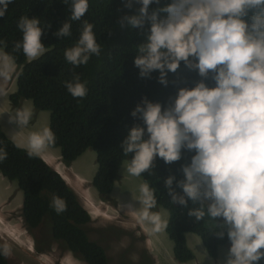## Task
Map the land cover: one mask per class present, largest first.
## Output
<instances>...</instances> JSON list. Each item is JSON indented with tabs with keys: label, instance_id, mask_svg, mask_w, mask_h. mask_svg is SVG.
<instances>
[{
	"label": "clouds",
	"instance_id": "clouds-1",
	"mask_svg": "<svg viewBox=\"0 0 264 264\" xmlns=\"http://www.w3.org/2000/svg\"><path fill=\"white\" fill-rule=\"evenodd\" d=\"M13 2L0 0V18ZM70 3V20H81L89 9V0H70ZM121 3L125 9L134 11L121 16L120 27L141 30L144 35V42L133 49V64L139 70V77L151 79L158 73L157 82L165 88L172 83L176 91L165 104L146 96L141 98L130 113L139 123L128 130L120 143L123 155L128 158L114 180L109 200L100 198L92 185L93 179L92 189L103 204L114 202V205L113 193H138L142 215L150 222L151 230L164 229L167 234L170 214L156 206V189L141 175L151 173L157 159L171 165L190 154L180 166L181 178L171 174L163 180L164 186L170 203L187 208V215L196 222H210V235L220 242L217 256L209 255L200 235L186 233L188 249L194 258L186 263L178 262L199 264L196 257L203 251L204 262L261 264L264 261V0H121ZM17 28L22 41L16 47L22 49L27 62L40 58L47 51L41 42L40 21L21 16ZM93 28V24L84 21L75 44L64 50L68 64L79 67L87 65L92 56H100L102 48ZM55 35L71 36V23H64ZM0 51V79H8L10 68L15 72L21 67L3 49ZM181 65L198 77L190 86L188 81L170 82L168 78ZM64 86L74 99L88 94L87 81H82L79 75L65 81ZM14 87L7 94L11 107L16 109L10 120L23 128L34 113L27 107H19L32 100L25 99L13 106L10 96L17 91V80ZM3 95L0 89V96ZM53 142L54 133L48 125L27 137V148L15 143L25 148L29 157L39 155L70 186L68 173L89 149L66 164L60 149L47 145ZM45 146L44 157L39 153ZM6 157V151L0 147V162ZM59 166L65 174L59 172ZM97 170L96 154V173ZM124 179L142 180L140 194L121 190ZM77 196L93 222L99 216L94 211L96 205L89 206L82 194ZM189 202L193 207H189ZM51 207L57 214L66 210L65 202L58 196L52 198ZM155 207L166 210V217L161 212L167 220H162L158 213L150 214L149 210ZM20 212L23 218L22 208ZM23 221V228L27 227ZM18 222L21 223L19 218ZM222 247L225 249L220 255ZM172 253L175 258L174 243ZM9 254V247L0 245V256Z\"/></svg>",
	"mask_w": 264,
	"mask_h": 264
},
{
	"label": "trees",
	"instance_id": "trees-1",
	"mask_svg": "<svg viewBox=\"0 0 264 264\" xmlns=\"http://www.w3.org/2000/svg\"><path fill=\"white\" fill-rule=\"evenodd\" d=\"M70 8V0L67 4L64 0H14L6 15L0 18V40L3 41L0 48L21 67L17 91L10 96V102L16 107L29 99L36 111L50 112L49 128L54 133V142L47 145L60 149L64 163L70 164L87 149H93L98 170L92 185L101 199L109 200L114 180L128 158L123 155L120 143L128 130L139 123L131 117V111L145 96L165 104L175 94L176 87L172 83L167 88L160 85L158 73L151 79L139 77V70L133 64V49L144 42V35L141 30L120 27L121 16L134 11L125 9L121 0H89V9L79 21L70 20ZM21 16L40 21L41 42L47 49L40 58L30 62L22 49L16 47L22 41V33L17 28ZM84 21L93 24L102 51L100 56H92L87 65L73 67L65 61L64 50L75 44ZM64 23H71V36L55 35ZM74 75L87 81L88 94L82 99H74L64 86ZM168 78L170 82L188 81V86L198 79L183 65ZM0 147L7 153L6 159L0 162V172L9 181H15L23 194L22 215L27 227L34 230L48 221L51 236L65 250L86 264H110L105 248L91 240L85 229L92 222L91 217L73 188L39 155L29 157L26 149L9 138L1 125ZM189 158L190 154L186 153L181 161L171 165L157 159L151 173L141 175L156 189V206L170 214L166 231L174 243L175 258L181 263L194 258L188 249L186 233L200 235L209 255L217 256L220 242L218 239L215 242V236L210 235V222H196L187 215V208L170 203L163 180L171 174L181 178L180 166ZM54 196L65 202L66 210L60 214L51 207ZM189 207H193L191 202ZM0 245H3L1 240ZM0 264H9L7 257L0 256Z\"/></svg>",
	"mask_w": 264,
	"mask_h": 264
},
{
	"label": "rangeland",
	"instance_id": "rangeland-1",
	"mask_svg": "<svg viewBox=\"0 0 264 264\" xmlns=\"http://www.w3.org/2000/svg\"><path fill=\"white\" fill-rule=\"evenodd\" d=\"M27 61L29 60L27 59ZM13 70V67L10 68L8 79H0V89L4 91V95L0 96V124L11 139L18 145L27 148V137L34 131H40L44 127H48L50 113L34 110L32 102L26 100L19 108L27 107L31 113H34L31 114L29 124L20 128L10 120V117L15 116L16 109L13 110L11 107L7 94L14 90L15 81L20 72V69L15 72ZM46 147L42 148L40 155L44 156L42 152ZM67 169L65 168L66 171H68ZM121 171H123V166ZM75 173L81 176H77ZM95 173L96 153L89 149L74 164L71 173H68L71 179L69 178L67 181L79 196L84 195L83 199L87 204L92 202L88 192L91 193V196L92 194L95 195L96 202H92V206L96 205L94 211L99 216L91 224L86 225L85 229L91 240L98 242L105 248L110 264H181L173 256V243L169 240L164 229L153 232L150 222L142 216V211L140 209L138 211L135 207L134 202L136 199V202L139 203L138 197L140 196L138 193L134 196L135 200L133 197L134 192L128 195L113 193L112 198L116 199L115 205L114 202L103 204L91 187V181ZM123 183L120 186L121 190L124 188L125 192H139V185L143 182L142 180L131 182L124 179ZM22 202L23 194L18 190L17 183L15 181L10 182L0 173V237L3 239H1L2 243L10 249V254L7 256L9 264H86L55 242L49 232L50 225L48 221H44L34 230H29L24 226L25 231L22 226L23 218L20 215ZM132 211L135 212L132 213ZM161 211L164 212L166 217L167 213L163 208L155 207L149 210L150 214L158 213L162 220H167L164 219ZM18 218L21 223L18 222ZM24 243L28 246H25ZM37 249L43 253H39ZM224 249L225 247L219 249L220 255ZM202 252L198 253L196 257L199 264L205 261ZM223 257L225 258L226 254ZM204 264L212 263L204 262Z\"/></svg>",
	"mask_w": 264,
	"mask_h": 264
},
{
	"label": "bare ground",
	"instance_id": "bare-ground-1",
	"mask_svg": "<svg viewBox=\"0 0 264 264\" xmlns=\"http://www.w3.org/2000/svg\"><path fill=\"white\" fill-rule=\"evenodd\" d=\"M26 143H27V142H26ZM59 169H61V168H59ZM62 170H63V169H61L60 171H62ZM60 171H59V172H60ZM63 172H64V171H63ZM63 172H61V174H65V173H63ZM67 180H69V178H67ZM92 191H93V190H92ZM88 193H89V198H90V200H91L93 203L96 202V200L94 199V198H95V195L92 194V196H91V193H90V192H88ZM134 194H135V195H133V197L136 196V193H134ZM83 196H84V195H83ZM83 196H82V197H83ZM120 197H121V196H120ZM138 198H139V197H138ZM135 199H136V198L134 197V200H135ZM94 200H95V201H94ZM129 200H130V199H129ZM134 200H133V201H134ZM87 201H89V200H87ZM125 201H126V200H125ZM136 201H137V199L135 200V202H136ZM92 202H90V203H88V204H90V205L92 206V204H93ZM135 202H134V204H135V207H137L138 211H139V209L142 211V208H140V204L136 202L137 204H139V205L137 206V204H136ZM95 204H96V203H95ZM128 204H129V203H128ZM134 204H133V205H134ZM123 205H124V204H123ZM127 206H128V205H127ZM92 207H93V206H92ZM134 210H135V209H134ZM133 212H135V211H132V213H133ZM128 213H129V212H128ZM135 215H136V214H135ZM22 216H23V215H22ZM142 216H143V215H142ZM136 217H137V216H136ZM7 233H8V232H7ZM149 241L152 242L150 239H149ZM24 245H25V243H24ZM25 246H28V245H25ZM29 247H30V246H29ZM30 248H31V247H30ZM30 248H29V249H30ZM30 250H31V249H30ZM32 250H34V249H32ZM161 255H162V254H161ZM169 260H170V259H169ZM212 264H213V263H212Z\"/></svg>",
	"mask_w": 264,
	"mask_h": 264
},
{
	"label": "crops",
	"instance_id": "crops-1",
	"mask_svg": "<svg viewBox=\"0 0 264 264\" xmlns=\"http://www.w3.org/2000/svg\"><path fill=\"white\" fill-rule=\"evenodd\" d=\"M10 63V62H9ZM10 66L12 67V65L10 64ZM47 161H48V159H46ZM59 168H61L60 166L58 167V169ZM61 169H59V171H60ZM68 170V169H67ZM62 171H60V173H61Z\"/></svg>",
	"mask_w": 264,
	"mask_h": 264
}]
</instances>
